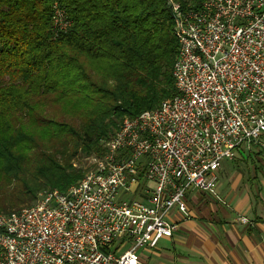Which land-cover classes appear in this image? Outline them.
Segmentation results:
<instances>
[{"label": "built area", "instance_id": "1", "mask_svg": "<svg viewBox=\"0 0 264 264\" xmlns=\"http://www.w3.org/2000/svg\"><path fill=\"white\" fill-rule=\"evenodd\" d=\"M170 1L177 93L123 118L76 184L1 212L0 264H142L189 189L220 198L222 162L264 146V0Z\"/></svg>", "mask_w": 264, "mask_h": 264}, {"label": "trees", "instance_id": "2", "mask_svg": "<svg viewBox=\"0 0 264 264\" xmlns=\"http://www.w3.org/2000/svg\"><path fill=\"white\" fill-rule=\"evenodd\" d=\"M173 22L170 0H0V211L67 190L123 118L177 93Z\"/></svg>", "mask_w": 264, "mask_h": 264}, {"label": "crops", "instance_id": "3", "mask_svg": "<svg viewBox=\"0 0 264 264\" xmlns=\"http://www.w3.org/2000/svg\"><path fill=\"white\" fill-rule=\"evenodd\" d=\"M253 151L257 160H250ZM235 159L224 160L218 171L220 198L187 191L189 218L174 208L170 218L177 230L156 247L140 249L142 264H264V146Z\"/></svg>", "mask_w": 264, "mask_h": 264}, {"label": "rangeland", "instance_id": "4", "mask_svg": "<svg viewBox=\"0 0 264 264\" xmlns=\"http://www.w3.org/2000/svg\"><path fill=\"white\" fill-rule=\"evenodd\" d=\"M260 141L264 142V134L261 136ZM245 151H246V150L240 152L239 155L241 156V155H243V154H247V152H249V151L247 150L246 153H245ZM250 151H251V150H250ZM249 154H253V155H254L253 157L251 156L252 158L250 157V160H257V157H256L257 153H255V152L253 151L252 153H249ZM236 157H237V156H236ZM236 157H235V158H236ZM254 157H255V158H254ZM235 158H233V161H234L235 163H237V160H238V159H235ZM234 159H235V160H234ZM94 162H95V158H93L92 156L82 158V164H83V167L85 168L86 171L89 170V169H91V168H93V166H94ZM39 194H40V193H39ZM36 199H37V198H36ZM36 199H35L34 201L30 202V203L23 204V205L19 206L17 209H13V210H10V211L18 210V209H20V208H22V207H24V206L30 205V204H32L33 202H35ZM1 212H4V211H0V213H1Z\"/></svg>", "mask_w": 264, "mask_h": 264}]
</instances>
